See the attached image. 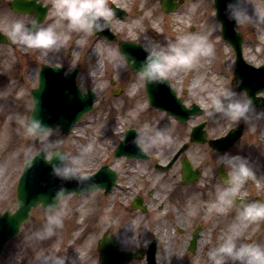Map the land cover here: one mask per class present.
<instances>
[{"label": "rangeland", "instance_id": "obj_1", "mask_svg": "<svg viewBox=\"0 0 264 264\" xmlns=\"http://www.w3.org/2000/svg\"><path fill=\"white\" fill-rule=\"evenodd\" d=\"M141 6L143 7L136 21L129 20L122 25L115 26L119 30L120 38L138 37L146 45L151 39L166 42V37L174 38L177 34L184 32L209 33V38L215 44V55L205 58L198 65L179 68L171 76L172 85L184 97L185 102L188 105L198 103L206 108V112L193 115L188 122H181L174 115L153 108L149 103L144 81L138 78V73L131 71L128 64L127 67H119L106 56L105 46L111 44L118 47L117 42L99 38L93 33L85 34L69 31L70 38L62 46L63 55L71 52L73 61L80 63L81 71L78 82L83 90L93 89L97 94V99L94 109L76 123L71 134L63 135L57 130L55 136L62 139L63 149L67 150L69 157L76 158L78 165L87 174L97 170L103 164L112 165L113 168L119 171L120 187H115L109 193L100 190L64 196L62 206L67 209L64 225L55 234L46 238H40L35 234L46 222L47 217V213H43L38 208L23 228V232L28 238L27 243L31 242L27 249L30 254L36 252L35 248L47 246L50 240L58 244L63 238L62 234L72 229L77 224L79 217L80 220L83 219L84 216L81 218L76 213L79 206H84L87 210V214L82 215H87L88 218H84L80 224L84 229L94 228L99 231L101 227L114 225V222H117L118 219L117 226L123 225L126 227V225L131 224L139 233L136 240V235L134 236L132 241L134 246H131L130 238L133 235L131 229L132 232L127 235L129 239L128 243H125V247L144 246L143 239H145V236L151 237L153 235L151 231L154 228L150 227L148 223L143 224V215L139 210L131 208L132 199L136 193L140 192L139 194L143 195L145 201H147L151 197H148L149 193H144L142 189L145 188V191L147 189L156 190L154 196H157V200L153 198L152 206L148 207V209L153 210L150 219V224L153 225L154 211L159 213L158 203H165V208L174 210L173 203L167 200V194L165 193L171 191L170 189L167 190L169 187H173L178 183L179 186L181 185L178 168L175 167L171 173H160L154 169V163L158 159L164 161L182 143L190 142L189 133L192 126L203 120L207 121L209 137L223 135L230 128L240 123L244 124L242 137L229 151L248 157L250 164L255 169L256 177L255 179L249 177L243 184L239 194L245 196L248 193L257 194L262 192L264 183V119L245 122L244 120L233 121L222 116L217 118L209 115L212 108L211 100L221 89L225 87L236 89L232 84L236 60L235 52L231 44L222 37L221 23L216 17L213 0H185L172 13L163 11L160 2L157 3L156 0H144ZM248 8L253 16H255L257 10L264 13V0H248ZM150 17L153 18L152 22L149 21ZM51 18H53L51 21L53 22L56 18L55 14ZM57 27L59 31H67L66 25L63 23ZM237 29L244 36V56L246 60L254 65L264 63V26L258 25L255 21L241 22L237 24ZM24 49H27V47L20 44L15 47L0 45V212L11 206L9 199L12 192L11 185L13 188L14 184L17 183L20 170L25 161L39 151L38 141L34 137L25 134L23 126L17 119L19 114L29 116L32 107L30 90L37 84L35 80L28 83L24 81L27 76V61L30 60L25 57ZM31 49L36 50V48ZM40 50L47 51V57L43 52L42 58L50 61L54 59L51 54H54L55 50ZM211 70H216L217 74L211 77ZM206 72L208 73L207 76ZM112 79L115 80V86H112ZM118 84L123 85L124 89L120 95H114L113 89ZM185 90L186 93H184ZM261 95H264V93H261ZM255 107L258 110L264 109L258 105ZM145 121L149 122L153 128L165 129L166 133L172 137L171 141L148 147L147 150L153 157L149 161L144 162L127 157L115 159L114 149L124 136L125 130L129 127L138 128ZM89 142L94 145V149L92 152H84V146ZM191 147L193 148V154L202 149L208 151L210 157L208 159L212 164L214 159L212 156L215 152L207 145L191 143ZM195 161L198 162L197 159ZM211 170L210 168L206 170L207 177L211 175ZM221 184L222 182L219 179V184L216 185L220 186ZM186 189L188 188L184 186L181 188V192L178 190V195L181 193L178 201L182 204L180 207L183 212L189 209L187 203L189 198H185ZM190 193L194 192L190 190L188 195ZM214 200H216V197H214ZM206 208L219 210V220L212 223L213 226L219 224L218 232L216 234L206 233V242L211 245L214 237H218V241L223 238L228 225L232 223L236 216L237 208L236 206L221 208L217 203L213 205L209 201L206 203ZM102 210L103 212L106 211V214L111 217L106 220L102 215L99 224L98 219L95 218L97 213L100 214ZM134 215H136V219L132 217ZM166 215H169L168 212ZM166 215L163 218L165 222L162 223L161 220L160 227L162 225H172L170 223L171 219L166 218ZM145 219V221L149 220L147 216H145ZM218 221L219 223H217ZM212 231L215 233L217 229H212ZM142 235L143 237H141ZM242 238L249 241L264 242V219L249 223ZM160 242L161 245L166 244L165 239L160 238ZM19 246L20 244L15 243V241L9 244L5 254L0 259V264H11L8 253L11 249H18ZM91 248L90 243L82 249L83 251H90ZM56 254L58 253H51L50 255L54 256ZM93 254H95L94 243L92 250L87 254L90 255L88 264H95V260L92 258ZM38 255L39 253L35 258L30 256L31 262L41 264L42 258H39ZM13 260L15 262L12 264L22 262L18 252L13 256Z\"/></svg>", "mask_w": 264, "mask_h": 264}, {"label": "clouds", "instance_id": "obj_2", "mask_svg": "<svg viewBox=\"0 0 264 264\" xmlns=\"http://www.w3.org/2000/svg\"><path fill=\"white\" fill-rule=\"evenodd\" d=\"M55 20L51 23L41 21L33 16L29 21L21 17L11 19V38L27 48L56 50L62 47L70 38L69 31L91 34L103 31L110 26V18L114 9L108 0H53ZM225 12L229 19L249 23L255 21L264 26V13L256 11L255 16L249 12L248 0H227ZM65 24L67 31H59L58 25ZM166 42L151 39L145 45L146 55L136 71L138 78L145 82H165L170 80L175 70L200 64L205 58L215 55V44L209 38L208 32H184L174 38H165ZM105 54L119 67H127L134 63L129 61V54L111 44L105 46ZM210 116H220L233 120L253 122L264 119V109H257L251 97L245 91H237L233 87L221 89L211 100ZM217 114H219L217 116ZM18 121L23 126L25 134L34 137L39 143V150L45 159L52 163L53 173L63 180L87 181V172L78 165L75 157H69L63 149V141L55 136L52 125L35 115L19 114ZM251 126V124H250ZM134 143L141 151L148 147L171 141L172 137L165 129L153 128L145 121L136 129ZM94 145L89 142L84 146V152H92ZM217 160L226 168L228 175L216 189V202L221 208L236 206L237 212L232 223L215 247H210L207 255L212 264H264V242L243 239L249 223L264 219V200L237 201L245 181L255 179L256 172L248 157L240 153L225 150ZM65 187L57 189L52 200L46 204L47 217L43 226L35 233L40 238L52 236L64 225L67 209L64 204ZM189 210L196 212V203L189 200ZM212 209H208L211 213ZM133 230L130 238L134 240V225H126ZM123 242V241H122ZM150 243L143 241L144 246ZM67 254L45 255L41 264H69Z\"/></svg>", "mask_w": 264, "mask_h": 264}, {"label": "water", "instance_id": "obj_3", "mask_svg": "<svg viewBox=\"0 0 264 264\" xmlns=\"http://www.w3.org/2000/svg\"><path fill=\"white\" fill-rule=\"evenodd\" d=\"M183 0H163L162 6L166 11H172L178 7ZM217 16L222 22V34L225 39L230 41L236 51V68L234 84L239 78H242L238 89H245L247 95L251 97L253 104L264 106V98L257 96L258 92L264 91V64L257 67L247 63L243 57V37L236 30V21L229 19L225 12L227 0H214ZM44 15V14H43ZM109 27L100 31V34H107L109 38L114 39L115 35L109 31ZM98 33V32H97ZM121 50L129 54V61L134 58V63H129L130 68L136 71L140 62L144 59L146 51L137 43L122 42ZM64 68L57 66L51 67L45 65L40 75V83L33 90L34 106L31 115L42 118L46 124L52 125L56 130L60 125L63 133H69L76 121L94 106L95 93L92 90L82 94L80 87L76 82L78 68L73 72L63 75ZM56 73L58 76H52ZM146 90L149 95L152 106L166 109L175 114L179 119L187 121L191 114L203 112L204 109L193 104L187 107L181 97H178L175 89L170 85L169 80L161 82H146ZM205 123H201L193 128L192 139L198 141L205 140ZM241 134V126L231 130L226 136L212 141L213 145L219 150L227 149ZM137 135L136 128L126 130L125 137L122 139L115 150L116 157L127 155L129 157L145 158L147 153L141 151L139 146L134 143V137ZM185 172L184 182H188L198 176V172L192 171L191 163L188 160L183 161ZM222 178L228 174L223 172V167L219 168ZM117 172L109 166H103L97 173L88 175L87 181L63 180L55 175L52 170V163L45 159L43 153H39L33 160L29 161L24 174L21 178L20 186L25 189L19 194L20 208L14 217H9L6 213L0 218V252L5 246L7 239L16 235L21 228L22 223L29 217L32 206L40 203L46 207V204L52 200L57 189L62 186L66 191H75L81 193L91 188H106L108 192L115 182ZM23 195V196H22ZM245 201L237 198L236 203ZM138 204L136 203V205ZM127 259L131 255L127 254ZM126 259V260H127Z\"/></svg>", "mask_w": 264, "mask_h": 264}, {"label": "flooded vegetation", "instance_id": "obj_4", "mask_svg": "<svg viewBox=\"0 0 264 264\" xmlns=\"http://www.w3.org/2000/svg\"><path fill=\"white\" fill-rule=\"evenodd\" d=\"M143 1L144 0H108V3L111 5V7H113L114 3L118 4L126 11L127 17L125 20L135 21L140 16V10L143 7L141 6L143 4ZM156 2L158 3L159 0H156ZM26 3H33L34 10L31 12H19L15 9V7L17 6H23L25 7V9H28L26 7ZM52 4L53 0H0V29L5 33L11 34L12 18L21 17L24 18L26 21H29L33 16L38 17L45 9L46 16L44 21L51 22L53 19L51 18V16L55 14V10L52 7ZM111 19L120 24L125 21L117 18L115 13H113ZM149 21H153V18L150 17ZM0 45H8L11 47L16 46L15 44L11 45L5 42H0ZM43 52V50L36 49L32 51L31 49H26L25 57H28L30 60L27 61L28 64L26 65L27 77L26 79L24 78L25 82L27 80L30 82L38 80L39 70L43 65ZM44 55H47V51L44 52ZM51 56L54 59H51V61H49L54 64L65 65L69 68L76 64L73 61L71 52H68L67 55H63L62 47L58 50H55L54 54H51ZM210 149L215 152V154L212 156L214 158L212 164L211 161H209L208 159L210 158L209 152L205 149H202L201 151L195 154H193L192 152L189 154L193 161H195L196 159L198 160L196 166H198L201 171V176L198 180H195L187 185H183L180 181V186L178 183L175 184L173 187H169L167 189L168 191L169 189L171 190L170 192H166L165 194H167V200L173 203L174 210H169V208H165V203H158L159 213L154 211V225L150 224V219L152 218L151 212L153 210H150L148 208L146 211L139 210V212L143 215V224L148 223L150 227L154 228V230L151 231V234L153 235L151 237L145 236V239L149 241L155 239L157 242V250L155 252V264H212L209 257H207L206 251H208L210 247L217 246L219 241L218 237H214L213 243H211V245H208L206 242V233L211 232L213 234H216L218 232L219 224L213 226L212 223L216 220H219V210H212L211 213H209L208 209L206 208V203L208 201L213 205L217 203L216 200H214V197H216V184H219V161L217 160V157L219 156V151L211 147ZM177 163L181 165L180 160ZM209 168L212 169L211 175L207 177L206 170ZM177 171L181 178V167L178 168ZM215 182L217 183L215 184ZM184 186L188 188L186 189L187 193L185 194V198H189V200L191 199L196 203L195 213L191 212L189 209H187L186 212H183L180 207L182 204L178 200L180 199L181 193L178 195V190L181 192V188ZM16 189L17 184H14L13 188L11 185L12 192L9 196L11 206H9L8 208L10 209L11 214H13L18 207V196L16 193ZM190 190H192L194 193H190L188 195V191ZM142 191L144 193H149L148 197L151 198L147 201H145L144 197L143 199L147 203V206L151 207L152 199L155 198V200H157V196H154L156 190L147 189L145 191V188H143ZM258 196V194L254 193H248L247 195L250 200H255ZM199 197L202 199H200ZM260 199L264 200V197H260ZM187 203L189 208V201ZM217 205L219 204L217 203ZM39 208L41 209L40 211H42L43 213H47V210H44L41 207ZM37 209L33 210L32 214L37 211ZM167 212L169 215H166ZM165 215L166 218H168L169 220L171 219L170 223H172V225H162L160 227L159 224L161 223V220L162 223L165 222V220L163 219ZM135 216L136 215L132 217L136 219ZM145 216H147L149 220L145 221ZM97 221L99 222V219ZM116 221L117 222L115 223L117 224L119 220L117 219ZM217 223H219V221ZM212 229H217V231L214 233ZM131 232V228H128L127 226L125 227L123 225H108L106 227H101L99 231L95 230L94 228L81 230L78 227L73 226V228L70 229L68 232L62 234L63 238L58 244L57 242L54 243L53 241H51L49 245L50 248L45 253L47 255L51 253L67 254L70 257L69 264H88L90 255L87 254L92 250L94 243L95 254H93L92 258L95 260V264H100V251L98 249V245L101 239L107 234L110 235L111 238H114L118 246L122 249L141 251L142 254H144L142 258L132 260L127 264H149L150 261L147 258L149 244L147 246L140 247H125V243H128L129 239L127 235ZM134 233L136 235V240L139 233H137L135 229ZM96 234H98V236H96ZM195 234L198 235L196 238ZM141 237H143V235ZM160 238L165 239L166 244L161 245ZM194 238L195 246L192 247L191 244ZM90 239L92 245L90 251H83L82 248H79L85 240ZM145 239H143V241ZM26 240H28L27 236L25 234H20L15 240L10 242V244L14 241L17 244H20L18 249H11L8 253L11 264L16 261L15 259V261L13 260V256H15L17 252L21 256L22 262L20 264H34L29 261L30 254L27 251L28 246L29 244H31V242L27 243ZM131 246H134L133 242ZM205 254L206 256H204Z\"/></svg>", "mask_w": 264, "mask_h": 264}, {"label": "bare ground", "instance_id": "obj_5", "mask_svg": "<svg viewBox=\"0 0 264 264\" xmlns=\"http://www.w3.org/2000/svg\"><path fill=\"white\" fill-rule=\"evenodd\" d=\"M211 72H212V75H211V77L213 76V75H215V74H217V71L216 70H211ZM208 75V73L206 72V76ZM200 198V197H199ZM200 199H202V198H200ZM197 205H199V204H197ZM86 207H78L77 208V210H78V212H76V213H78L81 217L82 216H85V215H82V214H87V210L85 209ZM79 221V220H78ZM82 234V233H81ZM87 244H90V240H85L83 243H82V245L79 247L80 249L81 248H83L84 246H86ZM83 250V249H82ZM38 263V262H37ZM36 263V264H37Z\"/></svg>", "mask_w": 264, "mask_h": 264}]
</instances>
